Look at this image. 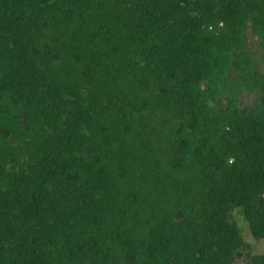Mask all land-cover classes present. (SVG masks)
Here are the masks:
<instances>
[{"label":"trees","instance_id":"16d2710c","mask_svg":"<svg viewBox=\"0 0 264 264\" xmlns=\"http://www.w3.org/2000/svg\"><path fill=\"white\" fill-rule=\"evenodd\" d=\"M238 217L264 0H0V264H264Z\"/></svg>","mask_w":264,"mask_h":264},{"label":"rangeland","instance_id":"374dc122","mask_svg":"<svg viewBox=\"0 0 264 264\" xmlns=\"http://www.w3.org/2000/svg\"><path fill=\"white\" fill-rule=\"evenodd\" d=\"M245 104H247V103H244V105ZM237 220H238V224L240 225V227L245 231V240L250 245L252 253L264 254V241L260 242V243H256L251 238L250 234H248V231L246 229V224L239 217L237 218Z\"/></svg>","mask_w":264,"mask_h":264}]
</instances>
